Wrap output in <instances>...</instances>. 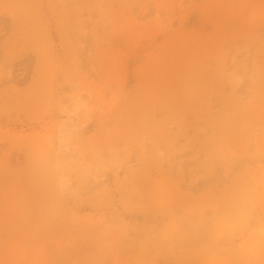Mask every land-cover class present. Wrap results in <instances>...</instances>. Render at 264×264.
<instances>
[{"label":"rangeland","instance_id":"rangeland-1","mask_svg":"<svg viewBox=\"0 0 264 264\" xmlns=\"http://www.w3.org/2000/svg\"><path fill=\"white\" fill-rule=\"evenodd\" d=\"M0 264H264V0H0Z\"/></svg>","mask_w":264,"mask_h":264},{"label":"bare ground","instance_id":"bare-ground-1","mask_svg":"<svg viewBox=\"0 0 264 264\" xmlns=\"http://www.w3.org/2000/svg\"><path fill=\"white\" fill-rule=\"evenodd\" d=\"M65 126L60 125L57 134L51 136L50 138L52 142L56 143V154L67 151L69 146L72 145V140L74 138V129L72 127Z\"/></svg>","mask_w":264,"mask_h":264}]
</instances>
